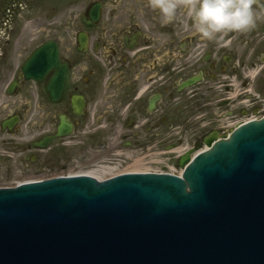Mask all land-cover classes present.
<instances>
[{
	"label": "flooded vegetation",
	"instance_id": "obj_1",
	"mask_svg": "<svg viewBox=\"0 0 264 264\" xmlns=\"http://www.w3.org/2000/svg\"><path fill=\"white\" fill-rule=\"evenodd\" d=\"M50 1L44 0V14L39 20L22 14L34 6L32 0H0V88L6 93L0 94V160L8 162V168L19 160L27 166L24 172L34 174L32 163L43 156L46 164L58 158L64 169L77 160L73 154L94 152L97 140L100 148L109 150L105 160H120V165L143 159L148 152H165L163 147L167 150L165 158L172 162L175 158L178 163L177 142H163L174 127L186 128L187 124L180 122L184 106L190 108V114L197 113L195 120L204 122V128L207 118L209 124L215 122L211 119H218L209 118L214 113L209 108L211 103L222 107L238 101L239 106L232 107L238 108L234 118L240 121L247 112L241 99L231 101L223 95L238 88L249 90L241 96L253 100L257 91L252 83L259 79L264 82V35L258 37L259 32H255L256 38L244 41L250 46L244 57L240 33L224 35L223 40L230 43L222 46L215 40H203L184 16L162 24L159 12L150 9L147 0H93L87 6L94 1L101 3L98 22L84 24L86 6L70 17V36L66 30L69 21L61 15L64 0H55L54 6ZM134 4L139 6L137 11ZM52 27L59 35H51ZM35 33L37 37H29ZM35 39L37 43L23 55L25 44ZM49 40L56 42L69 71L68 88L58 102L45 93L47 80L26 78L21 70L36 46ZM252 69L256 74L245 76ZM240 78L247 80L238 86ZM190 79L195 81L180 89ZM246 85L249 89L242 87ZM24 88L27 93L18 94ZM232 111L227 110L224 116ZM59 116L69 119L71 133L46 148L36 147L42 136L56 131ZM15 117L12 127L2 128V120ZM224 126L211 127L200 141H194V147L202 146L207 135L220 134ZM233 128L227 129L228 133ZM99 134L111 140L98 139Z\"/></svg>",
	"mask_w": 264,
	"mask_h": 264
},
{
	"label": "water",
	"instance_id": "obj_2",
	"mask_svg": "<svg viewBox=\"0 0 264 264\" xmlns=\"http://www.w3.org/2000/svg\"><path fill=\"white\" fill-rule=\"evenodd\" d=\"M100 14L101 3H90L84 24ZM21 70L47 80L51 101L65 95L69 71L54 40L36 46ZM72 127L59 116L34 145L46 148ZM215 137L187 164L190 153L180 156V176H55L0 188V264H264V117Z\"/></svg>",
	"mask_w": 264,
	"mask_h": 264
},
{
	"label": "rangeland",
	"instance_id": "obj_3",
	"mask_svg": "<svg viewBox=\"0 0 264 264\" xmlns=\"http://www.w3.org/2000/svg\"><path fill=\"white\" fill-rule=\"evenodd\" d=\"M32 1L34 2L33 4L34 6H32L31 9L23 12L22 14L27 13V15H29L30 17L41 20L40 18L44 14V8H43L45 5L44 0H32ZM91 1L93 0H64L61 15H65L69 21L67 23V26L69 27H67L66 29L68 35L71 36L72 31H73V28L70 27L72 25L70 23L71 21L70 17L76 16L80 12H82L87 6V4ZM104 1H107V0H104ZM105 3H108V1ZM50 5L54 6L55 0H51ZM64 5H65V9H64ZM261 7H264V0H258V4L254 5V9L257 12L260 11ZM133 8L137 11V9H139V6L135 5ZM55 19H58V18H55ZM262 19H264V17L257 20L255 28H253L251 31L240 33L243 38L242 54L244 55V57L247 56L248 52L250 51V49H248L250 46L248 45V43L246 44L244 41L246 39L250 41L251 37L253 39L254 37L256 38L255 32H259V34L257 35L258 37H263L264 35V23ZM51 20H53V18H51ZM51 35H54V36L59 35L58 29L57 28L53 29L52 27ZM32 36L37 37V33H35L34 35H29V37H32ZM36 43H37L36 39L31 40V41L28 40V43L25 44V49L22 51L23 55L27 54ZM244 80H247V78L238 79V86H240V84H242V81ZM248 82L250 81L248 80ZM252 85L255 87L257 91L253 95V96H256V99L253 98V100L250 99L248 100V102L241 104V106L244 105L242 107L246 109L247 111L246 113L243 112V115L239 117L242 120L239 121V119L234 118L238 116V114H236L237 113L236 110H238V108L235 109L232 106H239L238 101L231 103V104H227L222 107H216L215 103H211L212 107H209V108H211V110H213L214 113L213 115L209 113L208 115L209 116L211 115L209 118L214 117L218 119H215V120L211 119L212 122L213 121L215 122H213L212 124L211 123L209 124V121H208L209 119L207 118L205 120L206 125L204 128H202V124H204V122H200L197 119L195 120L197 113L190 114V110H189L190 108L186 105L181 109L182 112H180L184 116V118L182 116V119L180 120V122L183 121L184 124L186 123L187 124L186 128L183 126L174 127L169 134L164 136L166 137L165 139L167 140L163 142V144H166L169 141L171 142L175 140V142H177V146H176L177 152H175L176 156L183 155L187 152L190 153L191 156H193L198 150L205 147V143H203V145L201 144L202 146H200L199 148L194 147V143L197 141H200L201 137L203 136V133L207 132V130H209L211 127H217L220 125L222 127V124L225 125L223 128L224 130H222V132L220 133L224 135L228 133V130L226 129V127L230 123L236 125L243 121L246 122L248 119H250L253 116L259 117L262 114V112H264V98H260V97H264V87H263L264 82L261 81V79H259L256 83H252ZM242 87L243 88L245 87V89L247 88L249 89L250 86L246 85ZM25 93H27L26 88H24L18 94L22 95ZM259 93H260V96L257 95ZM0 94H6V93H3L2 89L0 88ZM34 94H36V92ZM207 103L205 104L207 105ZM227 110L228 111L233 110L232 114L228 116H224ZM185 116L188 118H185ZM35 120L39 121L40 118H35ZM101 136L104 137L106 141L111 140L110 137L107 139L106 135H100V134L98 135V139H102ZM203 140L205 142L206 138ZM98 141L99 140L96 141V144L94 146L95 147L94 152L86 153L84 151H81L79 153L73 154V157L77 158V160H74V161L71 160L72 164H70V166L64 169H62V167L59 166V161H57L59 160L58 158L56 160L52 159L51 163L46 164L43 162V156H41L39 157L40 159L38 158V160L35 161V163H32V165L34 164V168H33L34 174H30L29 172H27L28 173L27 174L26 172H24L27 166L23 165L21 161L19 160L16 161L18 165H16V162H13V163L11 162L12 164L10 163L11 165L9 166H12V168H8V165H6L8 162L5 163L1 159L0 160V186H12V185L14 186L15 184L25 181V180H36V179L46 178V177L60 175V174H63V175H67V174L84 175L85 174L87 175V174L92 173V174L98 175L99 173L102 174V172L105 170H111L112 173L109 172V174H106V175L103 174V176H100L102 179H105L113 174L115 175V174L125 173V172L132 171L138 168L147 170L149 172H160L163 170L167 172H171V173L178 172L179 175L182 172L183 168H181L178 165L175 158H174V162L168 161V158H165L167 154L166 153L167 150H165L164 147L163 149H161V151H165V152L160 153L159 150L155 152H148V154L143 159L136 158L137 160L135 159V161L134 159H132L130 160V164L126 163V164L120 165L117 163L120 160L115 159V161L113 162L105 160L108 157L109 150L107 149V147H105L104 149L100 148L97 145ZM190 147L193 149L184 150ZM156 153H159V154H156ZM6 167L8 168V171H5L7 170L5 169Z\"/></svg>",
	"mask_w": 264,
	"mask_h": 264
},
{
	"label": "clouds",
	"instance_id": "obj_4",
	"mask_svg": "<svg viewBox=\"0 0 264 264\" xmlns=\"http://www.w3.org/2000/svg\"><path fill=\"white\" fill-rule=\"evenodd\" d=\"M257 4L258 0H147L148 7L159 12L162 24L184 16L203 40H215L222 46L230 43L223 40L227 33L255 28L257 20L264 17V7L259 12L254 9Z\"/></svg>",
	"mask_w": 264,
	"mask_h": 264
},
{
	"label": "bare ground",
	"instance_id": "obj_5",
	"mask_svg": "<svg viewBox=\"0 0 264 264\" xmlns=\"http://www.w3.org/2000/svg\"><path fill=\"white\" fill-rule=\"evenodd\" d=\"M256 74V70L255 69H252V70H248V71H246V75L245 76H248V77H253L254 75ZM234 87H237V86H234ZM233 88V87H232ZM254 88V87H253ZM243 92H249V90H244V91H242V89H238V88H235L234 90H232L231 92H229L226 96L225 95H223L224 97H226L228 100H231V101H234V100H239V99H241L240 100V104H244L245 102H248V100L247 99H244V97L243 96H241L242 94H243ZM253 93V92H252ZM242 106H244V105H242ZM264 117V116H263ZM251 119H259L258 118V116H253V117H251L250 119H248V120H251ZM247 120V121H248ZM246 121V122H247ZM233 126H235L234 124H232V123H230L227 127H226V129H228L229 131H230V129L233 127ZM230 134V132L229 133H227V134H224V135H220V134H218V133H216V139H220V138H223V137H227L228 135ZM215 140V139H214ZM209 145L207 144V142H206V140H205V147L204 148H202V149H200V150H198L194 155H196V154H198L199 152H202V151H204V150H208L209 149ZM189 148H187V149H184V150H188ZM177 152V151H176ZM193 155V156H194ZM193 156H191V155H189V160L186 162V164L188 163V162H190L191 161V159L193 158ZM181 168H183L184 169V167H181ZM183 169H182V171H183ZM109 172H111V170H105V171H103L102 172V174L101 173H99L98 175H95V174H87V175H89V176H94V177H96L98 180H101L102 178L100 177V176H103V174L104 175H106V174H109ZM128 172H149V171H147V170H143V169H135V170H132V171H128ZM112 173V172H111ZM126 173V172H125ZM156 173V172H155ZM181 174H182V172H181ZM180 174V175H181ZM85 175V174H84ZM114 175V174H113ZM98 176V177H97ZM110 176H112V175H110Z\"/></svg>",
	"mask_w": 264,
	"mask_h": 264
}]
</instances>
